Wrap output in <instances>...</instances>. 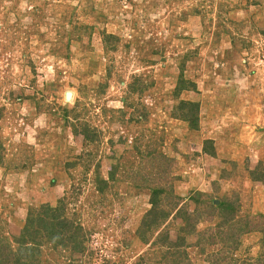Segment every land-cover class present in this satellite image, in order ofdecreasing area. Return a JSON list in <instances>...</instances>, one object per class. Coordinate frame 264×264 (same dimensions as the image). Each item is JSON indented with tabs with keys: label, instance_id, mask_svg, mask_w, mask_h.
I'll use <instances>...</instances> for the list:
<instances>
[{
	"label": "rangeland",
	"instance_id": "374dc122",
	"mask_svg": "<svg viewBox=\"0 0 264 264\" xmlns=\"http://www.w3.org/2000/svg\"><path fill=\"white\" fill-rule=\"evenodd\" d=\"M180 77L195 91L175 92ZM180 101L198 104L192 128ZM254 170L264 180V0H0V264L257 263ZM159 184L201 211L175 254L160 237L174 244L180 217L140 235ZM206 201L261 232L207 239L231 229Z\"/></svg>",
	"mask_w": 264,
	"mask_h": 264
},
{
	"label": "trees",
	"instance_id": "16d2710c",
	"mask_svg": "<svg viewBox=\"0 0 264 264\" xmlns=\"http://www.w3.org/2000/svg\"><path fill=\"white\" fill-rule=\"evenodd\" d=\"M176 91L175 92H181V91H195L196 89V84L193 82H189L184 80L182 77H180L177 81V86H176ZM177 93V95H178ZM178 109H181V114L178 116L180 120H183L184 122H187L190 127H194L193 124L197 125L198 119H197V112H198V104L195 102H190V101H180L178 105ZM191 127V128H192ZM194 129V128H193ZM211 141L206 142V144H211ZM211 150V148H210ZM208 154L213 156V152L209 151ZM250 175H252V179L258 182H262L264 184V180L262 178V172L261 171H250ZM111 176V175H110ZM112 178V176H111ZM99 184L97 187V191L101 192L103 191V188L107 185V181L101 179L99 181ZM172 189L169 186H166L165 184H159V186H155L154 188H151V195H150V209L145 213L141 226H142V231L140 235L145 234L148 230L154 231L153 227H159L161 226L164 222L166 223L167 219L173 214L174 217H177L183 221V224L177 227V232H178V237L176 238V242L174 244H171L168 242L166 234L162 235L161 238V243L160 244V251L164 252V254H175L174 250H176L178 247L181 246L183 242L182 240L185 239L186 236L192 234V232H195V223L200 222L202 219L201 217V211L198 210L197 212H186L183 209L179 207L178 203V196H174L172 193ZM208 202H204V207L202 208V212L205 211H217L219 210L220 212H223L222 214H225L221 224L224 225V227L228 226L231 231H223L219 230L215 232L214 234H209L208 238L209 240H213L214 237L224 239L227 235L231 237V239L237 240L238 237H240L243 234L251 233V232H261V230H258L259 224L257 222H249L248 220L245 221H240L234 218L233 216H227V215H232L229 212L234 211L233 205L231 202L223 201L217 206H213L207 204ZM174 211V212H173ZM173 212V213H172ZM227 214V215H226ZM264 218V215L262 216ZM239 222H242V224H239ZM70 222H67V220H63L58 223V225L65 227L66 232L68 233V239L72 243L77 242L76 244H81L83 240V236L80 235L79 237L77 235H74V232L70 234L68 232V226L71 228ZM237 224V226H235ZM257 225V226H256ZM222 226V225H221ZM235 226V227H234ZM233 227V228H232ZM56 231L58 230L57 227L55 228ZM74 228L73 230H75ZM229 229V230H230ZM79 230V229H78ZM59 232V230L57 231ZM206 233V231H203L201 234ZM264 243V240L262 241ZM155 242L154 244H156ZM163 250V251H162ZM179 253V252H176ZM258 262L256 263H251V264H264V258L262 260H257ZM245 264V263H244ZM250 264V263H249Z\"/></svg>",
	"mask_w": 264,
	"mask_h": 264
},
{
	"label": "water",
	"instance_id": "95a60500",
	"mask_svg": "<svg viewBox=\"0 0 264 264\" xmlns=\"http://www.w3.org/2000/svg\"><path fill=\"white\" fill-rule=\"evenodd\" d=\"M65 98H66V100H70V98H71V93H70V92H66V93H65Z\"/></svg>",
	"mask_w": 264,
	"mask_h": 264
}]
</instances>
